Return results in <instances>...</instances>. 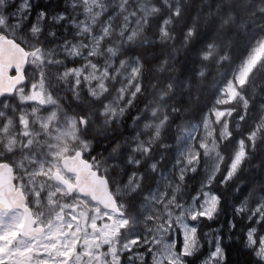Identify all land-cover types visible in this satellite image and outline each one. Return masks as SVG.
I'll list each match as a JSON object with an SVG mask.
<instances>
[{
  "label": "snow or ice",
  "instance_id": "6c2138e0",
  "mask_svg": "<svg viewBox=\"0 0 264 264\" xmlns=\"http://www.w3.org/2000/svg\"><path fill=\"white\" fill-rule=\"evenodd\" d=\"M162 4L163 0H136L130 7L129 0H71L57 10L39 0H0V37L25 56L21 82L0 95V170L8 193L0 201V264H226L229 260L224 225L208 232L201 229L220 212L223 197L218 186H229L249 159L250 149L255 151L264 143V105L257 115H250L245 91L251 86L254 96L264 87V30L250 29L221 48L216 36L192 23L179 5L162 9ZM96 20L95 27H89ZM139 21L165 39L178 30L188 53L186 71L209 78L212 91L197 119L181 135L169 134L172 143L165 149L171 178L155 152L160 125L152 133L148 110L138 112L132 123L135 131L124 138V179L116 183L107 170L100 172L95 158L80 144L77 129L80 123H88L87 110L78 106V118L60 117L51 107L52 97H45L44 76L67 81L77 96L83 92L91 98L99 94L98 89L109 96L117 91L109 87L113 75L119 79L118 66L126 63L119 48L108 47L112 29L118 28L119 36L131 42L138 36L135 25ZM68 24L73 27L69 29ZM25 31L34 40L27 47L21 35ZM105 50L111 55L110 62L100 55ZM27 58L42 61L45 71L29 75ZM142 58L128 62L126 83L135 85V90L120 88L122 102L139 99L143 85L136 80L142 76ZM11 75H16L15 67ZM9 94H19L23 107L9 109L3 104ZM170 111L177 112L176 106ZM137 121L143 122V130ZM189 146L192 155L185 153ZM120 149L117 144L113 151ZM210 154L215 163L207 168ZM23 161L29 162L27 167ZM202 166L207 171L197 186L186 195H176L188 180V169L197 176ZM20 168L24 172L19 178L26 174L30 180L38 179L44 190L26 195L23 185L16 182ZM37 193L41 200L48 197L50 211L43 218L35 210ZM58 194L63 195L58 198ZM251 195L233 206L227 221L228 239L238 232L236 240L247 250V264H264V197L250 204ZM157 210L162 219L150 230L147 225L154 223ZM141 222H146L143 228ZM35 224L44 226L42 236L57 231L60 235L34 244ZM165 232L162 242L160 236ZM13 236L16 239L9 243ZM41 247L44 253L37 254Z\"/></svg>",
  "mask_w": 264,
  "mask_h": 264
},
{
  "label": "clouds",
  "instance_id": "9594fccd",
  "mask_svg": "<svg viewBox=\"0 0 264 264\" xmlns=\"http://www.w3.org/2000/svg\"><path fill=\"white\" fill-rule=\"evenodd\" d=\"M119 2V0H118ZM136 0H129V6ZM164 5H179L185 17L190 18L194 24H198L203 31L210 32L216 36L221 48L228 41H235L239 37L247 34L250 29L264 30V0H163L161 8ZM205 19L208 24H204ZM99 21H90L89 27H95ZM135 28L138 36L134 41H127L119 36L118 28L112 29L111 42L109 48H119L122 59L125 64L119 65V79L113 75L109 87L114 86L117 91H113L105 97L99 89L98 95L89 98L83 92L79 96L74 94L72 86L65 80H57L53 75L45 73V97L51 96L55 102L51 107L59 113L60 117L65 114L76 116L78 118L80 107L87 110L86 120L88 123L78 125V135L80 144L85 152H90L95 158V163L99 165L100 172L107 174L119 183L124 179V173L121 171L127 168L125 159L124 138L130 136L135 131L132 127L133 120H136L137 113H143L148 110L153 119L152 133H155L157 125H160L159 136L155 137L154 143L157 145L155 150L165 149L168 143H172L169 134L172 136L181 135L184 127L190 126L199 114L201 106L205 103L208 95L212 91L211 81L207 77H200L199 74L192 76L186 71L187 54L185 45L181 39L180 32L171 31V34L165 39L161 38L156 29L149 28L143 21H139ZM24 45L27 47L34 42L30 32L21 34ZM44 41L42 40L41 43ZM101 57L110 62L111 55L105 50L100 53ZM143 57L140 64L143 65L142 76L137 78L136 83L142 84V91L139 93V99L134 103H125L123 94L118 90L124 88L125 91H134L135 85L126 83L128 62L136 57ZM29 75L34 72L39 74L44 72L46 66H42V61L28 63ZM51 71V70H49ZM170 85V86H169ZM250 101V115H257L261 111V105H264V87L258 88L253 96L251 86L245 90ZM103 98V99H101ZM176 106L177 112L173 113L170 109ZM80 106V107H78ZM239 111L240 105L238 104ZM169 117L167 121L165 117ZM131 117V119H130ZM63 124V120L59 121ZM142 121H137V127L143 130ZM55 126V122H54ZM117 144L121 149L114 152ZM79 146V145H78ZM262 150L256 148L250 149V157L242 165L239 172L226 187V192L221 193L223 202L220 206V212L224 209V201L229 199L233 206L243 200L251 192L249 203L258 202L260 197H264V143L260 144ZM260 151L259 158L256 153ZM188 155L194 154V150L189 146L185 149ZM256 160L253 163V160ZM28 164L24 165L27 167ZM24 168H20L17 173V184L23 185L26 195H32L41 187L42 181L33 178L32 180L25 174L19 178ZM187 182L181 185L182 191L176 195H186L194 181L201 179V174L191 175V169L186 172ZM145 185L148 179L145 178ZM236 189H240L237 191ZM63 194H58V198ZM67 195H71L70 193ZM138 199V194H137ZM138 207V205H137ZM35 210L39 216H44L50 211L48 197L43 200L37 199ZM219 212V213H220ZM149 216L152 213H148ZM156 219L153 224L147 225L148 229H155L162 219L159 212H155ZM146 222H141L139 227L143 228ZM136 229H130V231ZM127 235V233H126ZM167 233L160 236V241L164 242ZM226 264H233L227 261Z\"/></svg>",
  "mask_w": 264,
  "mask_h": 264
},
{
  "label": "trees",
  "instance_id": "16d2710c",
  "mask_svg": "<svg viewBox=\"0 0 264 264\" xmlns=\"http://www.w3.org/2000/svg\"><path fill=\"white\" fill-rule=\"evenodd\" d=\"M39 2L41 3H45V4H49L50 6L56 8L57 10H63L66 5H70L71 0H39ZM69 11H71V9H69ZM67 27L69 29H71L73 26L71 24H68ZM61 35H63V26H61ZM47 43V42H45ZM187 54V61H188V53L186 51ZM14 96L9 97V99L5 100L7 102L14 100ZM3 101V102H5ZM12 103H9V107H11ZM258 150H262L261 146L258 145L257 146ZM156 152V156H157V161L164 164L165 166V170L167 172H171V165H170V161L167 160V150L166 149H159V150H155ZM165 157V159L163 161L160 160L161 157ZM260 156V151H258L256 153V158H259ZM253 163L256 162V160L254 159L252 161ZM215 163V159H214V154H210L207 160V168H211ZM207 168H205L204 166H202V171H201V178L204 176L205 172L207 171ZM159 175V173H158ZM199 179L197 178L196 181H194V185L193 187H196L198 184ZM219 191L221 193L226 192V187L223 185H219L218 186ZM229 199H226L224 201V209L222 212H220L217 215V218L215 221H213L212 223H206L202 226L201 231L202 232H208L210 228L215 229L220 227V225H224V228L222 229V233L225 237L224 239V244L226 245V253L228 255L229 261H232L233 264H247V261L249 259V257H247L245 255L246 251L245 249L242 248V245L240 244L239 241L236 240V236L239 234L238 232H232L231 236L232 239L229 240L228 236H229V230L227 228V221L228 219L231 218L232 216V206L229 203ZM209 235H212V233H209Z\"/></svg>",
  "mask_w": 264,
  "mask_h": 264
},
{
  "label": "water",
  "instance_id": "95a60500",
  "mask_svg": "<svg viewBox=\"0 0 264 264\" xmlns=\"http://www.w3.org/2000/svg\"><path fill=\"white\" fill-rule=\"evenodd\" d=\"M27 58V62H28ZM25 63V56L21 50L16 46L3 42V37H0V95L4 94L9 88H16V85L21 82L20 77L23 75V65ZM16 68V75H11V69ZM11 97V94H9ZM15 175V174H13ZM7 193L6 177L2 170H0V201H3ZM33 235L42 236L44 232L43 226L36 227Z\"/></svg>",
  "mask_w": 264,
  "mask_h": 264
},
{
  "label": "rangeland",
  "instance_id": "374dc122",
  "mask_svg": "<svg viewBox=\"0 0 264 264\" xmlns=\"http://www.w3.org/2000/svg\"><path fill=\"white\" fill-rule=\"evenodd\" d=\"M116 2L118 3V0H116ZM57 50H58V49H57ZM14 97H15L14 100H11V101H9V102L5 101V102H3V104H9V103H12L11 106H12V105H16L17 107H23L22 102L19 101V94H17V95L14 96ZM10 108H11V107H9V109H10ZM0 110H3V109H2V106H0ZM23 163H24V165H26V164H28L29 162H28V161H23ZM168 174H169V178H171V172H168ZM157 212H159V210H157ZM159 213H160V212H159ZM164 215H167V213H164ZM46 216H47V214H45L44 216H42V218H43V217H46ZM59 235H60L59 231H57V232H55V233H49L46 237L43 236V237H41V238H36V240L34 241V244H35V243H41V241L46 240V239L58 238ZM109 235H111V233H109ZM15 239H16V237L13 236L12 239L9 240V243H11V242H12L13 240H15ZM77 242H78V243H83V241H77ZM89 242H90V243H93V241H91V240H90ZM60 243H63L62 239L60 240ZM73 247H74V246H73ZM30 251H32V249H29V250L24 251V252L22 253V256H27L28 253H29ZM36 251H37V254L44 253V248L41 247L40 249H37Z\"/></svg>",
  "mask_w": 264,
  "mask_h": 264
},
{
  "label": "flooded vegetation",
  "instance_id": "af4514ba",
  "mask_svg": "<svg viewBox=\"0 0 264 264\" xmlns=\"http://www.w3.org/2000/svg\"><path fill=\"white\" fill-rule=\"evenodd\" d=\"M31 61V58L28 59V63ZM12 97V96H11ZM36 227L38 226H43V225H39V224H35ZM44 227V226H43ZM36 236V235H35ZM43 236H36V238H41Z\"/></svg>",
  "mask_w": 264,
  "mask_h": 264
},
{
  "label": "bare ground",
  "instance_id": "6f19581e",
  "mask_svg": "<svg viewBox=\"0 0 264 264\" xmlns=\"http://www.w3.org/2000/svg\"><path fill=\"white\" fill-rule=\"evenodd\" d=\"M164 165V164H163Z\"/></svg>",
  "mask_w": 264,
  "mask_h": 264
}]
</instances>
